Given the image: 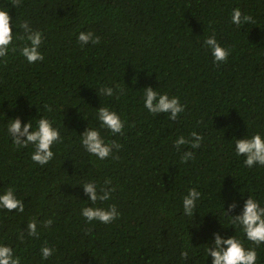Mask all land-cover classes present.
I'll list each match as a JSON object with an SVG mask.
<instances>
[{"label": "trees", "instance_id": "16d2710c", "mask_svg": "<svg viewBox=\"0 0 264 264\" xmlns=\"http://www.w3.org/2000/svg\"><path fill=\"white\" fill-rule=\"evenodd\" d=\"M12 4L0 0L17 24L28 20L44 36L43 61L29 64L18 51L0 61V113H6L0 118V191L14 187L25 204L22 213L0 210V241L15 249L21 264H211L204 250L217 231L254 247L257 264H264V244L247 241L223 207L233 199L242 206L240 190L264 203V166H245L233 139L264 133V0ZM237 7L253 22L232 24ZM81 31H92L99 42L81 46ZM213 34L229 52L223 62H215L204 45ZM103 86L124 92L99 96ZM147 86L179 97L184 111L175 120L149 113L142 100ZM101 105L124 121L122 133L100 129L120 145L104 160L79 142L88 125L99 127L94 113ZM41 115L62 136L45 165L31 160V145L17 148L6 130L7 118L27 122ZM193 131L203 137L200 147L177 148L176 138L190 139ZM189 150L193 157L183 161ZM86 181L114 189L108 201L97 202L116 205L120 215L110 223L80 214L91 206L82 187ZM191 187L201 199L189 218L182 197ZM48 219L53 223L46 227ZM33 220L38 236L28 235ZM42 245L54 248L47 260Z\"/></svg>", "mask_w": 264, "mask_h": 264}, {"label": "clouds", "instance_id": "9594fccd", "mask_svg": "<svg viewBox=\"0 0 264 264\" xmlns=\"http://www.w3.org/2000/svg\"><path fill=\"white\" fill-rule=\"evenodd\" d=\"M21 0H13L12 6H18ZM253 17L244 13L240 8H234L231 12V23L234 25L244 26L252 23ZM19 29L14 32L13 29ZM23 34H21V31ZM44 39L43 31L33 29L28 20H24L20 24L16 23V18L10 15V7L0 5V61L8 57L9 53L19 52L29 64L43 61L44 55L41 52V45ZM99 37L92 31H81L77 36V40L81 46L89 42L96 44ZM23 41L22 44H18ZM204 45L211 52L215 62H223L227 59L229 52L216 39L215 34L207 36ZM144 89L142 100L143 107L153 115L163 113L171 120H175L177 116L185 109L179 97L170 96L168 93H161L151 86ZM124 89L117 86L115 89L110 86L101 87L97 93L111 97L123 94ZM94 118L99 121V127L85 128L83 133H79L80 144L84 150L91 156L99 160H104L113 155L114 149H119L120 145L113 140H107L102 135L100 129H107L111 135L122 133L124 121L120 114L112 110L108 106L101 105L96 108ZM79 111V110H78ZM0 118H6V113H0ZM35 120V125L33 124ZM86 120V119H85ZM7 133L11 136L12 143L17 147L32 146L31 160L39 165H45L54 158L53 145L62 140L59 127L55 126L53 121L47 116L41 115L39 119L32 118L27 122L23 121L19 116L7 118ZM234 139V151L237 156L244 157V165L252 168L253 166H264V133L257 131L250 136ZM203 137L196 131L191 133V138L181 135L174 141L177 148L183 145H190L191 148H199ZM193 157L191 150L185 151L181 157L183 161H188ZM111 184L110 180L105 181V185ZM83 191L87 196V201L91 202V206L81 208L80 214L89 222L98 220L103 223H110L117 218L120 213L116 205H108L101 207L97 202L108 201L114 190L109 187H100L94 181H86L82 184ZM243 205L240 206L239 201L233 199V202L227 205L223 202L226 215L229 217L230 224L244 234L247 241L254 242L259 246L264 244V203L256 199L252 195L245 198L244 192L240 190ZM201 199V192L196 187H191L182 197L183 215L189 218L195 217L198 211V205ZM239 208L235 215H229L230 212ZM0 210L24 212V201L17 197L14 187L0 191ZM53 221L48 219L44 221L47 227ZM29 236H38V226L33 220L27 224ZM23 239V237H20ZM205 248L204 254L211 257V264H257L258 255L254 247H246L244 241L238 239L236 235L224 236L219 231L213 232L210 238V244ZM54 248L42 245L40 255L43 260H47ZM189 255L188 250L181 252L183 258ZM0 264H21V257L15 254V249L0 241Z\"/></svg>", "mask_w": 264, "mask_h": 264}]
</instances>
